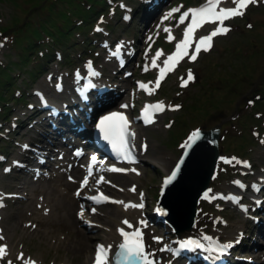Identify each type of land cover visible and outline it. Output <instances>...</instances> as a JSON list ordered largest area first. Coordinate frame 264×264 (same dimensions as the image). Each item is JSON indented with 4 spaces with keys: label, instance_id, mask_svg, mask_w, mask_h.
<instances>
[{
    "label": "rangeland",
    "instance_id": "374dc122",
    "mask_svg": "<svg viewBox=\"0 0 264 264\" xmlns=\"http://www.w3.org/2000/svg\"><path fill=\"white\" fill-rule=\"evenodd\" d=\"M84 1L0 0L1 103L4 101L5 96H9L15 88L17 89L13 92L12 98L9 97L8 99L7 107L9 111L5 115L0 113V160L6 157L7 151L11 146L19 144V146L13 147L10 153H8L7 167H0V189L3 185L7 186V184H11L8 176L10 173L22 174L24 176L29 169L32 170L29 171L30 173L36 175H41L42 172H46L42 174L43 177L60 173L57 166L54 167L50 164L51 160L45 154L48 151L45 147L48 146L43 145L42 140L36 142L29 141L24 134L23 136L20 135L22 131L15 133L14 125L19 123V120L23 118V112H25V115L31 112V104H34V107L38 105V98L31 97L37 87L40 86L37 88L36 93L42 91V83H47L50 85V88L54 89V80H57L56 76L64 77L65 79L72 78L73 71L83 68L84 62L91 57L97 67H101L102 70H107H104L105 74L103 76L106 77V82L109 83L112 89V93L109 94L110 96L115 94L114 88H116L118 96H120V91L127 98L134 95L139 101L145 99L160 100L165 105L164 114L160 117L159 122L156 125L153 124V127L138 132L139 138H143L148 145H152L150 143L152 142L156 146V149H153L154 151L156 150V154L164 153V157L167 159L170 158L169 160L171 162L174 160L175 163L182 149L181 145H183L187 131L190 133L200 127L209 129L214 126H220L221 140L219 141V147L226 149H223V151L230 155L247 158L249 160L250 165H252V169L246 171L248 173L250 172L249 180L243 179L242 173L244 171L240 169L241 164L237 162H232L227 166L218 165V175L210 183L213 192L211 191L209 196L219 191L222 192L227 187H234V182L238 179L250 182L258 174L264 173V0H259L258 3L252 4V7L247 9L244 18L243 16L240 17L243 18L242 20L232 22L230 31L226 34H220L216 40H213L212 47L207 52L201 53L192 63L188 61L183 62L172 75L160 83V88L155 89L154 91L156 92L151 96H147V98L143 93L136 91L134 85V80L142 76L148 84H154V78L158 72L154 68L148 71V76L140 73L142 65L147 64V60L144 63L140 61L144 59L145 52L151 47V42L148 40L147 34H155V37L157 35L158 39L156 42L158 43L162 37V45L165 42L161 29L160 32H158L159 28L154 30V24L150 26V29H147L148 26L142 24L139 16H136L133 22L128 23L126 26L122 22H119L122 14L131 13L135 0H108L111 8L107 11L104 9V13L100 17L94 18L91 22L92 26L84 27L81 29L82 31H78V35H76V30L71 33L72 37L76 39L74 42L72 40L68 41L69 45L68 43L63 45L64 49L56 47L55 49L58 52H62L64 57L68 56L70 63L67 64L60 61V53L57 55V60L54 61L50 57L45 59L41 58V53L51 50L48 43L45 42L47 38H55L50 33L58 30L60 26L69 25L70 17L83 6L82 3ZM99 1L102 0H97L96 2ZM200 1L190 0L187 6L195 5ZM183 3L184 0H164L166 6L163 12L169 13L172 6L185 8ZM77 15H80V13L76 12ZM71 19L73 21L76 17L72 16ZM165 24L170 25L173 32H177L178 38L181 36L179 33L182 28L181 25H178L171 18ZM159 27L161 28L162 24ZM95 29L99 31H95ZM144 29L147 31L144 32ZM51 30L52 32H50ZM209 30V28H205L201 34H208ZM90 36L92 40L89 43L92 44L94 50L90 53L86 52V55H82V49L86 46L81 44L82 40L83 38L89 39ZM94 37H96L95 40ZM151 40L154 42L155 39L151 37ZM37 41H40V43H36ZM119 43L125 45V48L122 50L124 55L129 56V58L131 57V60L133 57L137 58L134 62H130V66L134 72L133 75L123 81L120 80L122 74L113 75L112 78L109 77V70L107 69L109 67L108 63L110 66L115 65L114 60L111 61L110 59L112 56L108 54ZM158 43L157 45H159ZM78 44H80L79 47ZM73 45H76V47H73ZM166 46L167 49L170 48L169 45ZM156 49L157 46L155 44L148 55L153 56L156 53ZM154 59L158 62L160 59L164 60V57L159 56L157 58L156 56L152 61ZM136 61L140 65L139 69L134 65ZM37 68L41 71L39 75L36 73L35 78H32L31 75H35ZM189 71L195 73L196 78L192 80L193 82L190 81L192 82L191 85L188 83L186 86H181V82L187 78ZM48 74H53L50 80L51 83L46 81ZM60 77L59 80L61 81L62 79ZM60 81H58L59 83H57L56 89H60L63 86ZM66 84H68L67 86L69 88L72 87L73 89V82H65V86ZM152 88L154 89L155 87L152 86ZM18 90L19 92H17ZM20 93H22L24 100L13 101V98L17 97ZM43 97L40 99L43 100ZM47 101L54 105L52 100ZM68 102L70 104V100ZM182 103L183 107L178 110L179 108L175 107L176 104L179 105ZM116 108H118L117 105ZM1 109L2 107H0V112ZM74 110L75 112L76 110L79 111L77 107H74ZM169 118H173L170 122L171 127L167 125ZM45 128L47 129L48 127L46 126ZM35 129L45 130L41 126H36ZM35 129H31L32 135L36 131ZM47 132L50 134L48 129L44 131V133ZM257 134L259 135L256 137ZM223 138L224 140H222ZM27 143L39 149L41 153H37L36 155L25 153L27 151L25 148L28 145ZM60 148L61 144L58 146L59 150ZM66 152L71 156L73 151L67 148ZM152 152L150 150V155ZM149 153L145 156V160H141L140 158L142 162L139 165H134L141 166L142 171L139 176V182L134 184V186L138 185L137 191L133 193V188H131V192L137 199L142 196L141 194H144V199L149 204L148 213L156 201L161 181L166 175L163 167L150 161ZM53 156L56 155L53 154ZM54 159L56 163V158ZM77 160L79 162L82 159L79 158ZM20 161H25L24 164L27 167H20ZM46 164H49L46 170L43 169V171L38 168L42 165L46 166ZM71 165H68V167L70 168ZM9 169L11 172L7 173ZM123 169L126 168L123 167ZM38 170H40L41 174L40 172L36 173ZM71 193H74L75 197L77 196L76 190H72ZM87 193L81 192V195L85 196ZM1 196L3 194H0V200H2ZM20 197L22 198L24 196L21 195ZM208 202L209 198L205 201H200L198 205L197 223L192 231L194 235L220 237L232 243H235L238 238L241 240L240 245L244 248H249L254 239L255 245L252 246L254 249L251 248L252 252L250 255L246 252H237L239 254L238 257L241 258L251 257L255 252L264 251V239L260 235L258 236V234L256 236V226L248 222L245 216L240 215L236 210L231 208L222 209L223 205ZM248 202L249 204L251 203L252 207V202ZM2 203L4 205L2 208L8 211L19 206V203L14 202V199L6 202L2 200ZM80 206L84 207L83 204H80L79 210ZM104 206L101 203L96 208L98 209ZM22 209L27 211L26 207ZM86 209L88 211L89 207ZM87 211L85 209L82 210L83 213H86V217L91 216ZM251 212L252 209L249 210V215H253V212ZM135 215H138V212L124 218L133 221ZM140 215L142 217L143 214L140 213ZM123 216L121 215L120 218ZM86 217H80L79 222L86 224V221L91 222V218L87 217L88 220H86ZM115 222L116 224L113 225L114 230L119 225L121 226L119 217H117ZM223 223H226L232 231L228 236L225 232L220 231L219 227L215 226V224L222 226ZM122 225L124 224L122 223ZM85 226L79 225V228L89 236L92 246L88 249V256H93L96 254L95 246L101 244L96 238L98 230L92 229L88 231ZM239 228L241 229L239 230ZM151 229L154 230L153 234L155 235H163L165 231L160 225L152 226ZM237 231H239V235ZM116 236L118 237L117 234ZM5 244L0 241V245ZM147 244L149 248H153V252L161 245V243L159 244L157 241H154L151 236L147 239ZM51 245L47 241L39 240L34 236H25L15 246L17 250H21L19 251L20 253L14 255H8L9 253H7L1 261L4 264H8V261H11V264H23V261L18 258L23 253L26 259L35 261V264H82L83 255H72L63 245ZM251 258L253 259V257Z\"/></svg>",
    "mask_w": 264,
    "mask_h": 264
},
{
    "label": "bare ground",
    "instance_id": "6f19581e",
    "mask_svg": "<svg viewBox=\"0 0 264 264\" xmlns=\"http://www.w3.org/2000/svg\"><path fill=\"white\" fill-rule=\"evenodd\" d=\"M63 78L64 77H61V81H55V83L57 81L62 82L63 86L60 89H56L57 86L52 89L49 84L42 83V91L38 93L41 94L42 97L44 96L43 99L52 100L54 102L55 110H67L68 108H63V105L66 104V106H68L69 102L66 100H70V104H74L72 106L77 107L79 111H77V115H73V120L69 121V123L74 124L75 126L77 125L88 128L89 120L93 116L92 114L96 109L87 110L85 113L83 105L77 104V99L80 97L78 92L75 90V87H77L78 84V74L74 79L73 77L69 79ZM94 79L96 84L102 83L98 76H94ZM65 82H73V89L72 87L69 88L67 86L68 84L65 86ZM126 98L127 97L124 98V101ZM58 103L60 106L57 105ZM160 113L163 114L164 112L162 111ZM158 119L157 121H159ZM59 121V123L62 124L60 119ZM50 122L53 124V131H49L50 134H48V132L44 133L43 131L38 133L39 135L37 134V136H32L28 130L22 132V134H24V136L31 142L42 140L43 145L48 146L45 147V149H48L45 154L51 160L50 164L54 167L57 166L60 173L43 177L42 175L30 173L29 171L32 170L29 169V171L26 172L27 174L23 176L22 174L10 173L11 171L9 169L7 173H10L8 175L10 179H8L11 181V184H7V186L3 185L0 189V194H3L1 199L4 202L14 199V202H18L19 206L9 211L0 207V230H2V232H0V236L3 237L0 241L4 244L6 243L5 245H7L8 255H14L16 253H20L19 251H21L15 248L19 240H22L25 236H34L39 240L47 241V243L54 246L63 245L72 255H83L82 264H94V257L90 255L88 256V249L92 246L91 240L89 239V236L79 228V225L81 226V223L79 222V218L81 217L80 213L83 209L79 210L80 202L75 197L74 193H71V191H77V189H80V192L87 193L90 190H95L96 195H98L99 193L97 190L101 189L100 193H103L105 196L110 198L109 201L103 202L105 205L104 207L98 208V211L94 214L87 216L91 218V222L88 226H85V228L88 231L97 229V240H99L101 244L105 245V247L110 245V252L114 253L117 246L123 241L122 236H116V232L113 228V225L116 224L115 220L119 217L121 221L122 219H125L126 216H130V214H136L139 211V208H125L123 204L114 203L112 201L137 203L135 196L130 192V188L139 182V176L142 168L141 166H127V171L111 172L107 170L106 166L100 163L97 159L95 162L91 159L90 163L87 164V157L85 162H78L77 164L73 163L69 168L68 163L72 162L71 157L66 153L65 147L62 148L63 150L61 148L59 150L58 146L60 144L67 146L74 143L75 140H78V142H81V140L78 136H75L73 132H66L69 130H65L64 125L60 126L58 123L56 124V118L52 119ZM150 143L152 145H148L146 151L140 154L141 160L146 159L145 156L150 152V150L153 151L151 155L149 153V157L151 158L150 161L163 167L165 173L168 174L174 164V160L171 162L169 160L170 158L167 159L164 157V153L156 154V150H153L156 149V146H154L152 142ZM53 154L56 156H53ZM54 158H56V163ZM40 163L42 164L41 161ZM87 166L89 175L86 176V178L89 180L87 185L84 186L82 184L84 181L82 177L84 175V167L87 170ZM132 169H135V171H132ZM101 177L104 178L103 182L96 183L93 181V178L100 180ZM258 177L260 178L261 176ZM228 190L229 192H236L234 189L228 188ZM228 190H224L222 194H228ZM236 194L237 196H240V193L237 192ZM21 195L24 197L21 198ZM245 196L251 195L245 193ZM253 200H255V198ZM23 207H26L27 211L22 209ZM83 214V216L86 217V213ZM121 215L124 216L120 218ZM141 221V218L138 215H135L133 218L134 227H144V225L140 223ZM257 230V234L264 237V229L258 228ZM102 231L104 232L101 233ZM222 231H224L227 236L232 232L229 226L222 227ZM254 245L255 244H253V246ZM263 252L264 251H258L255 252L254 255L251 254L255 259H257L256 262L254 263L251 260H247V263L245 262V264H264ZM209 258L213 259L214 257L212 255L209 256ZM173 262L179 263L180 261L173 260Z\"/></svg>",
    "mask_w": 264,
    "mask_h": 264
},
{
    "label": "snow or ice",
    "instance_id": "6c2138e0",
    "mask_svg": "<svg viewBox=\"0 0 264 264\" xmlns=\"http://www.w3.org/2000/svg\"><path fill=\"white\" fill-rule=\"evenodd\" d=\"M221 0H206V3L201 7L190 8L187 11L183 12L180 16V22L184 23L186 20L190 21L183 33V39L176 45V51L167 57L166 60L163 61V67H159L157 65L156 60L152 61L154 67H159L160 76L155 83V88L160 87V81L165 77L166 73L173 70L174 66L184 57L189 56V49L192 48L193 42L196 39L195 33L197 29L201 28L206 23H218V27L210 32L209 35L199 37V39L195 42L194 51L191 53L190 58L195 61L197 59V55L201 52V50H209L212 47L213 37L219 34H226L230 29L225 26V21L229 18L241 16L244 14V10L252 5L259 2V0H236V6L230 8H219ZM179 9H173V12H178ZM167 18V17H166ZM169 39H174L173 36H169ZM117 53H113L116 55ZM162 53H157V58L161 56ZM91 68V64L88 65ZM92 76L99 75V73L92 71L90 73ZM194 79L193 74L189 71L187 78L183 81L186 86L189 81ZM92 85H89L91 87ZM141 88L152 91L154 89H149L148 85L140 84ZM59 87V86H58ZM122 107H128L127 105H123ZM179 108V105L175 106ZM165 110V105L163 103H156L147 105L143 110V119L146 123L153 122V116L157 112H162ZM100 133L102 134V138L111 143L113 149L116 153L121 156L125 160H134L132 156V148H131V140L134 139L135 133L130 130V121L128 117L123 112H112L104 117H102L97 125ZM201 137L200 130H196L189 135L188 139L182 145L183 148H191L193 144H195ZM27 147V146H25ZM146 147V145H145ZM77 155H80L77 152ZM92 161H96V157H92ZM183 161L177 163L175 169L171 172L169 176H167L164 180L165 186L171 184L173 180H175L179 170L180 164ZM239 163H243L246 166L250 167L246 161H240ZM112 171H127L126 169H111ZM135 171V169H132ZM71 179V177H70ZM104 178L101 177L99 182H103ZM88 183L87 178L82 182L84 186ZM236 184H240V181H235ZM243 186V185H241ZM135 191V188H133ZM211 191V190H209ZM81 192L78 190L76 195L79 196ZM142 195V194H141ZM205 198L208 197V193H205ZM215 198V197H212ZM227 198V197H225ZM89 199L95 201L96 203H103L109 201L110 198L105 196L103 193H99L98 195L91 196ZM114 203L123 204L125 208H143V203H125L124 201H112ZM2 200H0V207H3ZM93 212L96 211L95 208L92 209ZM159 211V210H158ZM81 218H83V212L80 213ZM124 224L128 225V227H133L129 221L124 220ZM144 224V221L140 222ZM120 235L123 237V242L119 244V251L115 255L116 264H156V261L152 258V255L146 252L145 245L143 242V233L137 228L134 231H126L123 228L118 229ZM2 232V230H0ZM0 239H3L0 236ZM160 239V238H156ZM203 240L208 241L207 247L204 243H202L198 239H185L179 241V249L174 250L177 254L180 250H195L202 249L209 253H219L223 254L227 252L229 248L233 245L229 244H220L218 241H215L213 237L204 236ZM237 243L239 241H236ZM168 250L167 246L165 249ZM110 251L111 246L105 247L104 245H97L95 261L94 264H110ZM7 255V245H0V260ZM23 261V264H35V261H31L26 259L21 253L18 257ZM8 264H11V261H8Z\"/></svg>",
    "mask_w": 264,
    "mask_h": 264
},
{
    "label": "water",
    "instance_id": "95a60500",
    "mask_svg": "<svg viewBox=\"0 0 264 264\" xmlns=\"http://www.w3.org/2000/svg\"><path fill=\"white\" fill-rule=\"evenodd\" d=\"M200 132V139L191 148H184L178 160L183 161L180 170L171 184H164L160 198L169 210L168 219L187 229L194 224L198 200L207 190L218 159L219 129Z\"/></svg>",
    "mask_w": 264,
    "mask_h": 264
},
{
    "label": "trees",
    "instance_id": "16d2710c",
    "mask_svg": "<svg viewBox=\"0 0 264 264\" xmlns=\"http://www.w3.org/2000/svg\"><path fill=\"white\" fill-rule=\"evenodd\" d=\"M88 1L95 3L97 0H88ZM101 2L103 3V1H99L97 3L102 4ZM77 12L80 13V15H78L79 19H81V20L83 19V21L87 23L88 20L90 19L89 14L95 13V10H94V7L91 5V7L89 9L88 8L86 9L84 6H82V7H80V9H78ZM75 14H76V12H75ZM70 31H72V27L70 26V24H69V26H68V24L63 25L62 28L60 27L58 30L54 31L53 33H50L51 36H55V38L52 39V42H54V44H58L61 42L62 39L66 40V38H68V36L70 34ZM50 32H52V30ZM61 37H63V38L61 39ZM6 97L7 96H5L4 98L6 99ZM5 102H6V100H5ZM3 105H5V104H3ZM7 109L8 108H6L4 106L3 112H6Z\"/></svg>",
    "mask_w": 264,
    "mask_h": 264
}]
</instances>
